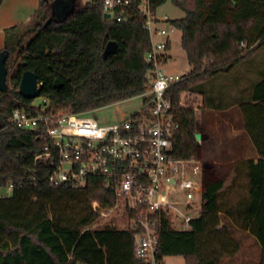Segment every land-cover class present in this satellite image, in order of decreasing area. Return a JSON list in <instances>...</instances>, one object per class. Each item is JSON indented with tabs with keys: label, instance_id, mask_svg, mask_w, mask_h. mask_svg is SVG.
I'll use <instances>...</instances> for the list:
<instances>
[{
	"label": "trees",
	"instance_id": "obj_1",
	"mask_svg": "<svg viewBox=\"0 0 264 264\" xmlns=\"http://www.w3.org/2000/svg\"><path fill=\"white\" fill-rule=\"evenodd\" d=\"M53 1L39 0L34 24L6 31L1 50L8 54V90L0 93V190L12 188L9 196H0V264H146L134 254L132 227L90 229L100 217L99 209L114 206V190L101 179H89L80 188L51 184L49 163L36 159L47 141L38 132L7 122L15 110L35 113L33 100L17 91L25 71L36 75L42 84L39 97L57 112H93L148 90L150 65L145 56L151 43L143 29L140 0H126L128 5L116 9L111 20L104 18L103 0H92L64 21L44 26ZM166 1L149 0L151 12ZM172 4L184 18L167 23L181 33L190 67V73L166 93L178 124L173 156L201 161L203 192L199 217L186 230L173 231L168 221L159 223L154 261L162 264L166 257L177 256L185 264H222L240 250L228 216H237L239 228L249 230L264 250V79L254 88L253 103L240 106L260 160L244 163L248 204L244 207L245 199L240 198L233 210L221 206L224 181L215 164L202 160L195 139V110L182 106L181 96L198 94L204 83L231 73L264 50V0H172ZM109 42L116 43L117 51L104 59ZM258 264H264L263 255Z\"/></svg>",
	"mask_w": 264,
	"mask_h": 264
},
{
	"label": "built area",
	"instance_id": "obj_2",
	"mask_svg": "<svg viewBox=\"0 0 264 264\" xmlns=\"http://www.w3.org/2000/svg\"><path fill=\"white\" fill-rule=\"evenodd\" d=\"M127 5L126 0H103L102 9L111 20L116 9ZM139 11L151 43L145 56L150 65L148 90L138 96L142 98L140 110L114 123L100 124L94 111L57 112L41 98V104L33 102L31 106L34 114L15 110L7 122L23 131L38 132L47 141L36 159L42 157L49 163L51 184L80 188L89 179H101L110 186L115 204L99 209L100 216L117 213L128 221L135 231V256L146 264H155L159 223L168 221L173 231H183L199 217L202 163L173 156L172 137L178 124L166 93L182 77L163 71L173 28L156 26L149 0H140ZM116 21H121V16ZM93 208L98 209L96 205Z\"/></svg>",
	"mask_w": 264,
	"mask_h": 264
},
{
	"label": "crops",
	"instance_id": "obj_3",
	"mask_svg": "<svg viewBox=\"0 0 264 264\" xmlns=\"http://www.w3.org/2000/svg\"><path fill=\"white\" fill-rule=\"evenodd\" d=\"M154 17L156 26H163L156 18L155 12ZM182 18H184V13ZM166 27L173 28L167 22ZM176 32L180 34L181 45V33L173 28L169 31L166 63L171 59L173 35ZM241 64L237 65L231 73L225 76L219 75L204 83L198 94H195V105L192 106L195 110L197 134L200 135V140L197 142L202 149V160L215 164L218 174L227 180L226 190L229 200L226 209L228 210H233L240 198L245 199L244 207L248 204L246 200H248L249 187L247 167L244 163L248 161L256 163L260 160L245 130L244 116L240 106L253 103L254 88L264 79V72L260 73L258 70L253 72L245 68L235 74L234 72ZM186 96L189 95L182 94V106H186L184 102ZM235 217L237 216H228L227 222L235 227L231 236L240 242V250L233 257L225 259L232 264H248L249 259L245 254H241L243 251L241 244L244 246L246 242H250L252 247L258 251L259 256H264V250L260 249L249 230L239 228L241 220ZM222 223L223 220L219 228ZM222 264H224V259Z\"/></svg>",
	"mask_w": 264,
	"mask_h": 264
},
{
	"label": "rangeland",
	"instance_id": "obj_4",
	"mask_svg": "<svg viewBox=\"0 0 264 264\" xmlns=\"http://www.w3.org/2000/svg\"><path fill=\"white\" fill-rule=\"evenodd\" d=\"M92 0H80V6ZM39 0H0V51L3 48L5 32L12 27L25 28L34 24L37 19ZM155 16L160 21L161 25L158 27H166V22L169 20H178L183 17V13L173 6L172 0H167L165 4L155 10ZM180 34L176 32L173 35L171 59L163 66V71L167 75L185 76L190 73V67L187 63L186 55L183 52L180 40ZM242 64L237 68L235 74L242 69L250 71L258 70L260 73L264 72V50H259L251 57L241 62ZM234 75V74H233ZM225 76V75H220ZM235 77V76H234ZM184 93L183 95H185ZM184 99L186 105H195V95L188 94ZM182 97V96H181ZM35 105L42 102L40 97L33 100ZM142 108V98L135 97L125 100L97 111H94L93 116L100 124H111L123 116H129ZM220 176V174H219ZM224 181V192L220 198L222 208L227 207L229 195L227 194L228 183L225 177L220 176ZM10 195V190H0V196L7 197ZM129 225V226H128ZM114 227L116 229H127L131 227L129 222L118 216L117 213H112L109 216H100L98 221L90 229H102L103 227ZM242 246L241 254L249 259L248 264H257L261 256L256 249H254L250 242H246ZM260 257V258H259ZM162 264H185L181 257H166ZM224 264H232V262L224 258Z\"/></svg>",
	"mask_w": 264,
	"mask_h": 264
},
{
	"label": "water",
	"instance_id": "obj_5",
	"mask_svg": "<svg viewBox=\"0 0 264 264\" xmlns=\"http://www.w3.org/2000/svg\"><path fill=\"white\" fill-rule=\"evenodd\" d=\"M80 0H54L51 3V16L48 18L44 26H47L51 22H62L66 16L78 8H80ZM105 19H109V15H104ZM117 51V45L115 42L107 43L103 57L106 59L110 55H114ZM8 54L4 51H0V93H6L8 90L7 79V68L5 63L7 61ZM55 87L60 86V82L55 80ZM42 84L38 81L36 75L30 71L23 72L20 83L18 86V93L24 99L34 100L39 97ZM196 141L200 140V135H195Z\"/></svg>",
	"mask_w": 264,
	"mask_h": 264
}]
</instances>
